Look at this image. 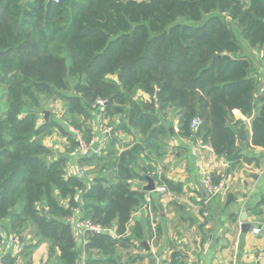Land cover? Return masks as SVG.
<instances>
[{"label":"trees","instance_id":"trees-1","mask_svg":"<svg viewBox=\"0 0 264 264\" xmlns=\"http://www.w3.org/2000/svg\"><path fill=\"white\" fill-rule=\"evenodd\" d=\"M237 27L251 46H264V0H0V85L7 96L0 111V219L32 221L40 242L27 248L51 240L50 261L76 264L80 250L68 218L80 206L94 225L116 227L119 239L84 233L86 251L109 256L129 240L132 215L146 206V192L131 181L145 180L137 171L141 153L171 134L164 112L178 111L181 136L195 134L230 162L242 154L240 117L252 118L249 145L264 148V94ZM69 77L80 79L75 89L88 106L107 99L108 111L124 113L116 128L136 129L144 139L121 152L110 178H66L70 158L49 159L50 148L39 141L49 126L38 122L39 96L59 95ZM138 91L149 101L135 100ZM40 202L48 205L44 213ZM131 230L142 238L139 225Z\"/></svg>","mask_w":264,"mask_h":264},{"label":"crops","instance_id":"crops-1","mask_svg":"<svg viewBox=\"0 0 264 264\" xmlns=\"http://www.w3.org/2000/svg\"><path fill=\"white\" fill-rule=\"evenodd\" d=\"M240 39L246 49L254 53L256 49L262 50L264 55V46H251L245 37ZM256 59L258 66L255 62L254 71L260 80L261 95L264 62L259 57ZM176 113L175 121H171V134L163 137L159 148L148 154L144 161L146 168L137 170L145 180L131 181L135 189L146 192V206L132 215L129 230L124 235L129 240L117 244L109 256L98 249L86 251L83 230L72 222L75 219L72 217V229L80 250L76 264H264V148L249 145L252 118H239L244 123L246 136L238 142L242 154L234 163L217 155L195 134L181 136L178 111ZM120 130L112 128L109 138L116 135L124 140ZM109 141L107 138L106 148ZM206 171L212 174L215 183H225L224 190L211 199L202 184ZM156 175L171 181L172 188L160 186ZM148 178L156 182L154 191L146 190ZM244 211L254 229L242 236ZM135 225L141 228L142 238L131 230ZM255 229H259V233H255ZM105 231L115 238L121 237L116 227L102 230ZM36 243L37 238L31 239L22 253L32 249L36 251L35 260L37 256L40 258L37 264H44L45 260L49 264V247L45 241L33 248L26 246Z\"/></svg>","mask_w":264,"mask_h":264},{"label":"rangeland","instance_id":"rangeland-1","mask_svg":"<svg viewBox=\"0 0 264 264\" xmlns=\"http://www.w3.org/2000/svg\"><path fill=\"white\" fill-rule=\"evenodd\" d=\"M236 30L239 37H244L242 30L239 27H237ZM245 51L251 57H253V59L257 63V66V57H259L261 61L264 62V55L262 56V50L256 49L257 53H254L252 50L245 48ZM254 72L256 73V71ZM79 80V78L69 77V88L60 92L59 95L40 94V104L38 108H36V110L39 112L38 122L39 124L48 123L50 127L48 126L47 131L39 137V141L43 142L47 147L50 148L51 151L48 155L49 159H57L64 156L70 158L69 162L65 165L66 178L68 177V175H73L74 173V176H78L74 169L80 170L81 168L85 171V173L82 176L78 177L90 183L95 177L105 175L106 177L110 178V176L112 175V171H114L112 165L115 161H118L117 159H119L121 152H123L126 147H131L129 145L131 144V142H133L132 145L140 144L141 141L145 144V142L138 130L133 128L130 130L121 129L120 137H124V140H120L119 138L114 140L109 138V135V145L103 150V153L97 152V155L94 158L87 159L86 163L76 162L75 158L71 155L75 150H77V141L79 137L76 132H71V126L82 134V140L100 141V138L103 133H105V131H110L111 134V129L117 127L118 123L124 121V113L121 112L120 109H112L108 111L107 115H105L104 117H100L101 115L94 107L95 103H92L91 106H88L87 103L89 102V100L83 97L82 94L75 89ZM77 96H79V101H76V98L68 99L69 97ZM6 97L5 86L0 85V111H2L6 107ZM134 99L146 101L147 99H149V96L138 91L134 95ZM70 107H73L72 111L69 110ZM46 111L49 112L48 120L45 119ZM176 112L177 111L174 109H169L164 112V115L165 113H167L165 118L162 116L161 119H168L174 122L177 115ZM148 154L147 151L141 153L142 157H140L139 159L137 170L140 171L143 170V168H146V164L144 161H146ZM81 193L82 192L79 193L78 197H81ZM61 202L65 206L69 205L68 200H61ZM37 207L38 209L42 210L40 211L41 213H44L47 210L48 205L44 202H40L37 203ZM80 208V206L73 208L74 215L69 217L70 219L72 217H75L72 222L77 221L79 218H81V215H79ZM18 211H21V208H19ZM69 218L68 220L71 222ZM22 225L26 227V230H24L23 233ZM38 232L39 228L36 224L28 220L23 221L22 217L20 218V220L19 217H14V219H0V235H2V239L0 241V258L3 259L4 264H37L40 258L39 256H37L35 260L34 255L36 251L33 252V250L31 249L27 253L24 252L26 254H23L22 250L24 249V245L26 243H29L31 239L37 238V241L40 242V238L38 237V235H36V233ZM50 241H45L47 243V247L50 246ZM8 256L9 258L6 260ZM48 263H53V261H50V259H48ZM44 264H47L46 260Z\"/></svg>","mask_w":264,"mask_h":264},{"label":"built area","instance_id":"built-area-1","mask_svg":"<svg viewBox=\"0 0 264 264\" xmlns=\"http://www.w3.org/2000/svg\"><path fill=\"white\" fill-rule=\"evenodd\" d=\"M56 1H59V0H56ZM108 105H109V102L107 99H99L95 102L94 107L97 109V111L101 115L100 117H104L105 115H107ZM198 124H199V121L196 120L193 123V128L194 129L197 128ZM70 130L73 133L76 132V134L79 137L77 141V150H75L72 153V157H74L75 159H78L79 157H82V156H90L97 152L99 153L103 152V150L106 148L107 138L110 135V131L109 132L105 131V133H103V130H102L103 135L101 136L100 141H94V140L85 141V140H82V134L79 133L77 130H75L74 127L71 126ZM84 173L85 171L82 170L81 168L80 170H76V174H78V176H82ZM205 174L206 175L204 179L202 180V184H203V187L205 188L208 199H211L217 196L218 194H220L224 190L225 183L224 182L215 183L213 181V177L210 172L206 171ZM159 189L163 190L164 188L160 187ZM79 215H81V218H79L75 222L77 226L83 230V233H85V230H91L95 232H101L103 230L101 227L94 225L91 222V220L84 219L82 217L81 209L79 211ZM254 231L255 233H259V229H255ZM0 264H4V261L1 258H0Z\"/></svg>","mask_w":264,"mask_h":264},{"label":"water","instance_id":"water-1","mask_svg":"<svg viewBox=\"0 0 264 264\" xmlns=\"http://www.w3.org/2000/svg\"><path fill=\"white\" fill-rule=\"evenodd\" d=\"M225 57L228 58V56H225ZM263 94H264V90L262 91L260 96H262ZM45 119L46 120L49 119V112L48 111H46V113H45ZM148 181L149 182H148V185L146 186V190L147 191H154L156 189V182H155L154 178H148ZM252 229H254V225L247 221L246 211H244L243 215H242V224H241L242 236H245V234Z\"/></svg>","mask_w":264,"mask_h":264}]
</instances>
